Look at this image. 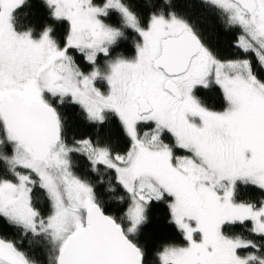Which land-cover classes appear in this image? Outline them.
<instances>
[{
	"label": "snow or ice",
	"instance_id": "1",
	"mask_svg": "<svg viewBox=\"0 0 264 264\" xmlns=\"http://www.w3.org/2000/svg\"><path fill=\"white\" fill-rule=\"evenodd\" d=\"M38 6L0 0V264H264V0H186L231 57L178 0Z\"/></svg>",
	"mask_w": 264,
	"mask_h": 264
},
{
	"label": "trees",
	"instance_id": "2",
	"mask_svg": "<svg viewBox=\"0 0 264 264\" xmlns=\"http://www.w3.org/2000/svg\"><path fill=\"white\" fill-rule=\"evenodd\" d=\"M182 6L181 10H186L193 14V19L199 24L204 31L212 46L218 51L222 57H231L237 55V50L232 46L235 40V31H226L218 16L212 12L203 9L186 8V0H178ZM34 8L30 15L29 22L39 27L45 22L46 16L42 8L38 6V0H33ZM210 102L216 104L215 95L209 97ZM110 129L105 128L104 134L107 135ZM114 132V129H111ZM74 135L77 137L96 136V129L91 127L81 117L80 122L74 129ZM120 147H123V142H120ZM82 164V161L78 160ZM258 195V194H257ZM174 231L164 227V213L161 209L153 210V227L145 234L144 240L150 244H158L161 240L166 238H173ZM35 256L38 260H44V253L40 246H35Z\"/></svg>",
	"mask_w": 264,
	"mask_h": 264
}]
</instances>
